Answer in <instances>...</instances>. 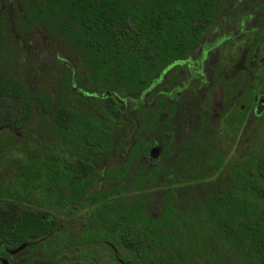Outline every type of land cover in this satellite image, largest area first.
<instances>
[{
	"label": "trees",
	"instance_id": "16d2710c",
	"mask_svg": "<svg viewBox=\"0 0 264 264\" xmlns=\"http://www.w3.org/2000/svg\"><path fill=\"white\" fill-rule=\"evenodd\" d=\"M238 1L0 0V132H59L92 168L122 153L120 173L106 181L118 198L107 195L102 220L125 264H264V116L246 135L243 111L223 116L220 140L208 126L203 141L190 131L166 164L151 162L134 136L151 89L231 21ZM57 82L65 88L56 96ZM194 105L187 112L197 115ZM36 141L17 184L29 197L42 183L45 214L53 161ZM127 180L138 183L133 197L120 193ZM35 209L11 198L0 209V240L50 230Z\"/></svg>",
	"mask_w": 264,
	"mask_h": 264
},
{
	"label": "flooded vegetation",
	"instance_id": "af4514ba",
	"mask_svg": "<svg viewBox=\"0 0 264 264\" xmlns=\"http://www.w3.org/2000/svg\"><path fill=\"white\" fill-rule=\"evenodd\" d=\"M231 9V21H223L225 25L217 28V35L209 37L198 52L170 68L158 84V90L155 86L148 93L141 114H136L134 123L138 125L134 136L136 140H145L151 162L166 164L181 156L190 131H195V141H203L201 135L209 132L203 131L205 126L210 127L211 133L216 130L213 141L220 140L228 131L224 115L245 112V135L246 130L261 122L264 116V0L238 1ZM64 88L57 82L53 92L57 96V91ZM192 103L193 107L202 109L197 115L187 112ZM41 137L37 133L0 132V209H7V203L13 198L24 205L28 201L36 211H46L40 202L42 183L36 180L35 188H41L28 197L17 181L19 173L28 171L26 163L31 159V150L27 146H36L37 138L40 144L49 147L46 153L53 161L49 211L37 214L49 220L51 229L37 233L38 237H26V231L21 232L22 239L3 236L0 264H95L96 255L103 253L101 258L107 259L109 253L114 262L125 264L119 256L122 246L106 240L102 220L107 195L116 196V201L118 198L119 192L107 191L106 181L107 177L120 173L122 153L113 151L111 165L92 168L84 159L83 165L77 163L80 158L75 154L80 153L66 144L59 132ZM14 147L23 154L20 158L15 157ZM180 160L179 157L176 163ZM92 184L94 194L90 197ZM137 185L136 181L127 180L119 186L120 193L133 197L138 192ZM9 216L5 213L3 217ZM69 250H85L84 257L68 258L65 252Z\"/></svg>",
	"mask_w": 264,
	"mask_h": 264
},
{
	"label": "rangeland",
	"instance_id": "374dc122",
	"mask_svg": "<svg viewBox=\"0 0 264 264\" xmlns=\"http://www.w3.org/2000/svg\"><path fill=\"white\" fill-rule=\"evenodd\" d=\"M11 147H13V146H10L9 148H11ZM13 150H15L14 154H17V155L15 156L16 158H20L21 155H23L22 153L17 152V151H20L19 149H15V147H14ZM128 189L130 190L131 188H128ZM65 254L67 255L68 258L71 257V256H73V258H75V259H79V258L84 257L85 250H79V251H76V250H73V251H72V250H69V252L67 251V252H65ZM89 254H90V253H89ZM89 254L87 253L88 256H89ZM103 255H104V253H103ZM103 255H100V254H99V256L96 255V260H97V261H95V260H92V261H95V264H118V263L114 262V261L109 257V253H107V259H106V258H101V257H103ZM85 258H86V257H85Z\"/></svg>",
	"mask_w": 264,
	"mask_h": 264
}]
</instances>
